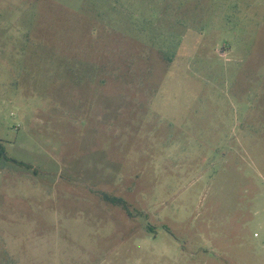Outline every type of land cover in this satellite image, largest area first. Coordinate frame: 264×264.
<instances>
[{"label":"rangeland","instance_id":"1","mask_svg":"<svg viewBox=\"0 0 264 264\" xmlns=\"http://www.w3.org/2000/svg\"><path fill=\"white\" fill-rule=\"evenodd\" d=\"M0 141V264H264V0H0Z\"/></svg>","mask_w":264,"mask_h":264},{"label":"trees","instance_id":"2","mask_svg":"<svg viewBox=\"0 0 264 264\" xmlns=\"http://www.w3.org/2000/svg\"><path fill=\"white\" fill-rule=\"evenodd\" d=\"M5 152H6V149H5V147L2 145V143L0 141V159L5 156ZM104 198L109 203L117 205V206H120L124 210H126L128 213H130L129 207H128V205H127V203H126V201L124 199L118 198V197H110L108 195H104Z\"/></svg>","mask_w":264,"mask_h":264},{"label":"built area","instance_id":"3","mask_svg":"<svg viewBox=\"0 0 264 264\" xmlns=\"http://www.w3.org/2000/svg\"><path fill=\"white\" fill-rule=\"evenodd\" d=\"M260 235H259V233H256V237H259Z\"/></svg>","mask_w":264,"mask_h":264}]
</instances>
